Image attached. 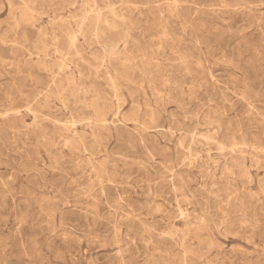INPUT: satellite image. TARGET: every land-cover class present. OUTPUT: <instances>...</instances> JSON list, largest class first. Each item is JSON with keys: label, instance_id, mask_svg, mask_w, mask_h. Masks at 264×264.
Returning <instances> with one entry per match:
<instances>
[{"label": "rangeland", "instance_id": "obj_1", "mask_svg": "<svg viewBox=\"0 0 264 264\" xmlns=\"http://www.w3.org/2000/svg\"><path fill=\"white\" fill-rule=\"evenodd\" d=\"M0 264H264V0H0Z\"/></svg>", "mask_w": 264, "mask_h": 264}]
</instances>
